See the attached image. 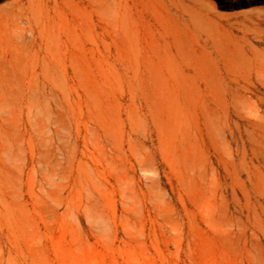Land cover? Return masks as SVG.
Returning a JSON list of instances; mask_svg holds the SVG:
<instances>
[{"label":"bare ground","instance_id":"bare-ground-1","mask_svg":"<svg viewBox=\"0 0 264 264\" xmlns=\"http://www.w3.org/2000/svg\"><path fill=\"white\" fill-rule=\"evenodd\" d=\"M193 4L181 1L177 18L150 15L144 0H107L79 19L58 0L0 8V264H98L100 252L90 259L81 247L85 232L106 240L104 264H146L136 163L149 182L154 170L148 151L138 159L140 133L169 140L192 198L182 220L163 211L177 240L189 236V264H264V60L255 48L243 58L214 34L227 74L244 66L247 77L229 87L220 73L198 71L200 32L212 25ZM2 49L12 58L19 51L17 65ZM188 61L193 75L184 73ZM240 123L259 166L227 142Z\"/></svg>","mask_w":264,"mask_h":264},{"label":"rangeland","instance_id":"rangeland-1","mask_svg":"<svg viewBox=\"0 0 264 264\" xmlns=\"http://www.w3.org/2000/svg\"><path fill=\"white\" fill-rule=\"evenodd\" d=\"M13 1L14 0H0V8L3 6H10ZM106 1L107 0H58L59 3H65V5L70 6L71 13L78 19L82 17V15H78L77 13H84V10L92 8L96 9L98 3ZM144 1L148 4L150 15H166L169 10V15H172L175 18L181 17V9L179 6L181 1L185 5L189 6L194 5L193 2L196 1L197 9L203 17H205L204 19L209 21L212 25L211 28H208V26L204 27L200 32V47L198 50L199 61H197L200 65L197 70L201 71L212 80H214L213 76L216 73H220L226 80V83L229 84V87H235L236 85L234 82L242 80V78L247 77L248 74V71L244 66H235L229 70V75L227 74L228 70L224 68V62L220 56L215 53V49L212 44L211 36L214 34L219 42H223L224 45L227 43L229 48L234 52L238 53L239 50V53L243 56V58L246 59L252 57V49L255 48L259 53V57L264 60V0ZM23 22H19L18 31H23V28H26L27 25L24 20ZM2 28L3 23L0 21V30ZM24 32L27 34L25 30ZM14 35L15 33L12 34V37H14ZM17 36L15 35L13 41H17ZM2 46L4 47V45ZM1 51L3 53L2 57L5 58L11 66H15V64L17 65L19 51H17L16 58H12V56L9 53H6L4 49ZM183 69L184 73L188 75H193L196 72V69L193 65H191L190 61L184 64ZM251 77L255 82H257L255 74ZM197 84L201 90H205L206 84L203 80L198 81ZM228 84H226V86H228ZM241 85H245V83L242 81ZM257 86L260 88L263 98L262 107L264 109V87H262V82H257ZM212 87L214 88V86H210V89ZM239 125V128L232 125L231 133H228L226 138L227 142L232 148L237 159H240L242 155L245 154L246 160L249 164H251V161L253 164L259 166L262 164V158L259 155L253 154V147L244 131L245 123H240ZM138 141L142 147L138 154V159L140 160L146 155L145 152L148 151L152 157L154 170L152 182H149L143 175L139 161L136 163L137 177L140 181L139 189L141 192L146 194V206L142 209L140 204L139 215L140 217H147L149 222V224H147V235L145 237L139 235V240L142 242L140 250L145 254V256H147L146 264H189L190 257L188 251L189 249L187 247V239L189 238L188 234H186V238H180V241L177 240L175 238L176 232L169 224H167L164 218L165 214L167 215L169 213L174 215L175 218L182 220V218L185 217V208L188 211L194 209V204L189 191L179 182V178L174 172L173 168L175 167L172 165L173 157L168 153L170 146L169 140L164 136L158 137L156 134H153L151 138L144 139L143 134L140 133ZM175 154L176 156L180 155L181 149H179ZM177 165L176 167H178ZM221 168L222 167L218 168L221 172V174L218 175V177L221 178L219 182L223 185V187L227 186V188H224L223 190L221 189L220 193L225 194L229 202V207L233 210L234 205L232 203L231 179L224 178V172ZM262 170L264 171V168H262ZM246 178L247 177L244 174L243 179L246 180ZM170 180L172 181V184L169 183ZM246 184L249 189H251V182L247 181ZM236 189L239 193L237 187ZM240 197L241 201L244 202V198L241 195ZM252 200L254 199L252 198ZM262 201L264 202V198ZM150 203L152 204L150 205ZM86 224L87 222L85 220L81 221V226H85ZM167 230L169 231V235L165 234V231ZM82 234L83 238L80 244H82L81 247L87 251L89 258H93L94 249H96L100 252V257L102 256L101 260L99 258L100 262L98 264H104V261H106L109 257L106 240L99 236L98 238L96 236H87L86 232ZM96 239H99V241H96ZM136 264L143 263L140 261Z\"/></svg>","mask_w":264,"mask_h":264}]
</instances>
